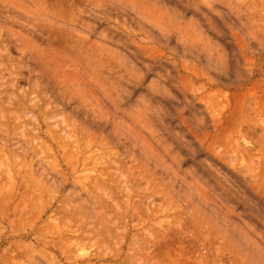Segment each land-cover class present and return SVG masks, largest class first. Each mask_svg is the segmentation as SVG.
Returning a JSON list of instances; mask_svg holds the SVG:
<instances>
[{
  "label": "rangeland",
  "instance_id": "1",
  "mask_svg": "<svg viewBox=\"0 0 264 264\" xmlns=\"http://www.w3.org/2000/svg\"><path fill=\"white\" fill-rule=\"evenodd\" d=\"M0 264H264V0H0Z\"/></svg>",
  "mask_w": 264,
  "mask_h": 264
},
{
  "label": "bare ground",
  "instance_id": "2",
  "mask_svg": "<svg viewBox=\"0 0 264 264\" xmlns=\"http://www.w3.org/2000/svg\"><path fill=\"white\" fill-rule=\"evenodd\" d=\"M19 103V102H18Z\"/></svg>",
  "mask_w": 264,
  "mask_h": 264
}]
</instances>
